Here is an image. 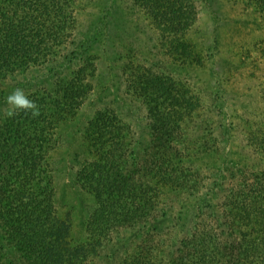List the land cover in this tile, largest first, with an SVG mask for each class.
<instances>
[{
	"label": "trees",
	"instance_id": "obj_1",
	"mask_svg": "<svg viewBox=\"0 0 264 264\" xmlns=\"http://www.w3.org/2000/svg\"><path fill=\"white\" fill-rule=\"evenodd\" d=\"M254 1L264 8V0ZM73 2L0 0V86L21 83L25 93L31 86L29 98L41 111L36 118L24 112L0 117V264H264L262 128L246 142L254 146L245 153L247 162L241 157L212 172L219 213L206 204L187 223L178 224L173 213L171 226H159L172 203L167 200L204 192L198 156L221 150L225 135L215 99L202 90L209 92L208 111L222 130L209 136V143L204 136L191 138L195 131L188 128L198 125L192 120L205 104L177 88L169 74H139L131 86L134 106L145 116L142 149L135 148L136 128L113 111L96 110L88 120L74 173L95 199L84 222L86 240L77 242L70 225L58 218L54 157L48 151L58 140L53 134L79 109L93 71L87 44L81 47L83 30L68 38ZM143 5L178 35L191 28L197 12L191 0H143ZM176 49L182 64L201 63L184 41L178 40ZM239 175L245 178L237 184ZM204 183L207 187L209 180ZM207 211L215 216L216 229L205 221Z\"/></svg>",
	"mask_w": 264,
	"mask_h": 264
},
{
	"label": "rangeland",
	"instance_id": "obj_2",
	"mask_svg": "<svg viewBox=\"0 0 264 264\" xmlns=\"http://www.w3.org/2000/svg\"><path fill=\"white\" fill-rule=\"evenodd\" d=\"M191 4L197 10L196 17L183 35L164 29L165 25L154 18L143 0H74L72 4L74 27L68 38L78 28L83 30L81 47L87 44L85 52L92 56L93 71L89 91L79 109L53 134V139L58 140L48 156L54 157V162L49 159L54 165L51 174L57 216L70 225L77 242H84L88 236L84 222L95 203L93 195L82 189L74 177L79 157L76 153L85 148L88 120L96 110L106 108L129 124L130 129L136 128L132 135L137 150L147 142L145 116L138 113L135 95L131 94V86L139 79L137 75L146 78L169 74L177 88L187 89L198 102L202 100L205 109L191 119L199 120L198 125L188 128L195 131L191 138L204 136L209 143V136L222 130L213 120L214 112L208 111L209 92L202 90L211 92L225 128L223 148L198 156L204 192L167 200L172 203L165 208L167 215L159 222L160 227L173 224V213L179 218L178 224H184L206 204L214 211L218 209L221 199L211 189L212 172L226 170L241 157L247 162L245 153L254 151L247 140L253 139L261 128L264 131V8L254 0H191ZM178 40L189 45L191 56H199L200 64L195 59L182 64L176 49ZM20 85L16 82L0 86V117L4 116L6 97ZM30 87L26 92L29 97ZM242 178L245 177H237V184ZM204 217L216 229L215 216L207 211ZM176 226L171 229L176 230Z\"/></svg>",
	"mask_w": 264,
	"mask_h": 264
},
{
	"label": "clouds",
	"instance_id": "obj_3",
	"mask_svg": "<svg viewBox=\"0 0 264 264\" xmlns=\"http://www.w3.org/2000/svg\"><path fill=\"white\" fill-rule=\"evenodd\" d=\"M4 115L7 118H13L24 112L30 114L32 118L41 115L40 106L25 93L22 88H15L5 99Z\"/></svg>",
	"mask_w": 264,
	"mask_h": 264
}]
</instances>
